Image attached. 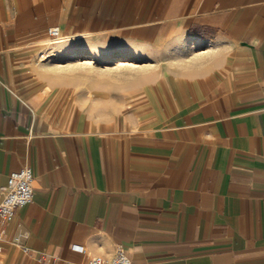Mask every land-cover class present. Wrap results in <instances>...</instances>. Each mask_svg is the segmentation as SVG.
<instances>
[{"label": "crops", "instance_id": "0c3cea01", "mask_svg": "<svg viewBox=\"0 0 264 264\" xmlns=\"http://www.w3.org/2000/svg\"><path fill=\"white\" fill-rule=\"evenodd\" d=\"M55 62L139 67L160 114L81 121ZM26 167L0 264H264V0H0V200Z\"/></svg>", "mask_w": 264, "mask_h": 264}, {"label": "rangeland", "instance_id": "374dc122", "mask_svg": "<svg viewBox=\"0 0 264 264\" xmlns=\"http://www.w3.org/2000/svg\"><path fill=\"white\" fill-rule=\"evenodd\" d=\"M47 41L48 44L51 43V40L47 39ZM49 56L46 52H43L40 54L39 59L46 63L51 60ZM51 66V70L63 71L65 79H59V82L63 81L65 88L69 87V89H72V84H74L76 87L75 92H80L83 110L76 111L75 117L81 121L93 120L94 122L104 123L110 120H118L122 116L127 115L142 120L160 114L158 111H150L145 114L142 111H138L135 107L130 109L123 108L125 106L121 102L123 93L136 89L139 82L142 84L143 82L152 81L146 77L148 73H137L138 70H143L139 67H115L113 63L86 66L81 62L76 66L64 62H55ZM147 68L145 70H151L150 66ZM73 72L76 77L73 76ZM89 97L91 99H88ZM94 107H96L95 110L90 109ZM62 113L67 116L71 112L64 111Z\"/></svg>", "mask_w": 264, "mask_h": 264}, {"label": "built area", "instance_id": "2783aa9c", "mask_svg": "<svg viewBox=\"0 0 264 264\" xmlns=\"http://www.w3.org/2000/svg\"><path fill=\"white\" fill-rule=\"evenodd\" d=\"M48 36L52 42L60 40V31L58 27H50L47 30ZM33 174L29 167L13 172L8 177L7 186L4 189L0 200V224L6 225L10 223L16 214V211L32 203L33 195ZM76 252L83 253V247L72 246ZM2 251L0 247V252ZM27 253V249L22 250ZM57 260L51 264H57ZM38 264H44L42 260ZM63 264H74L72 262H63ZM84 264H132L123 250H118L112 259H104L102 257H94Z\"/></svg>", "mask_w": 264, "mask_h": 264}, {"label": "bare ground", "instance_id": "6f19581e", "mask_svg": "<svg viewBox=\"0 0 264 264\" xmlns=\"http://www.w3.org/2000/svg\"><path fill=\"white\" fill-rule=\"evenodd\" d=\"M116 63H117L119 66L123 65V64L120 63L119 61H116ZM86 64H92V63L90 62V63H86ZM125 65H126V64H125Z\"/></svg>", "mask_w": 264, "mask_h": 264}]
</instances>
